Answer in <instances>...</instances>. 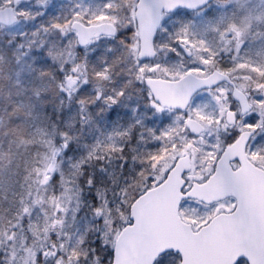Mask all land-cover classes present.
<instances>
[{
    "label": "snow or ice",
    "instance_id": "1",
    "mask_svg": "<svg viewBox=\"0 0 264 264\" xmlns=\"http://www.w3.org/2000/svg\"><path fill=\"white\" fill-rule=\"evenodd\" d=\"M0 264H264V0H0Z\"/></svg>",
    "mask_w": 264,
    "mask_h": 264
}]
</instances>
